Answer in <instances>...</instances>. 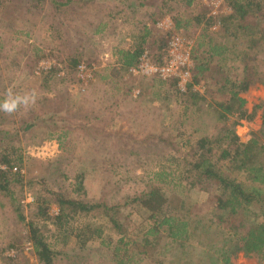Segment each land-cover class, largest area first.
<instances>
[{
	"label": "rangeland",
	"instance_id": "rangeland-1",
	"mask_svg": "<svg viewBox=\"0 0 264 264\" xmlns=\"http://www.w3.org/2000/svg\"><path fill=\"white\" fill-rule=\"evenodd\" d=\"M124 1L0 0V95L6 99L9 89L14 95L21 96L33 89L38 93L35 105H21L11 114L0 111V129L11 128L15 131L32 114L45 117L53 111L71 122L100 117L95 123L107 129L94 136L81 130L73 131L67 138L72 144L70 151L62 148L64 138L59 137L60 132L49 135L44 127L38 132H21L13 138L18 151L12 157L19 155L21 158V161H13V171L22 175V181L13 182L11 189L15 191V201L20 203L27 219L20 221L11 196L0 193V264H40L29 241L27 225L28 219L35 218V199L40 194L47 197L51 215L48 220L39 217V222L46 224L42 229L56 249L67 253L60 264H115L111 255L120 233L105 221V208H97L90 216L83 213L60 226L55 217L59 214V205L53 200L52 193L44 191L45 185L53 190L66 187L72 190L76 187V176L80 174L84 178V189L80 194L72 191V195H80L92 203L117 204L128 195L137 197L151 184H160L155 172L160 171L165 164L170 165L166 156L174 148L155 141L150 135H177L178 142L183 145L190 139L188 136L193 126L191 115L196 112L189 109L185 113V101L181 102L179 98L178 101L174 95H168L172 89L182 91L177 77L163 79L131 73L129 70L127 74L115 75L112 68L121 64L120 49L140 43L144 23H147L151 33L144 45L153 54L158 55V50H153L152 45H158L163 38L169 40L168 45L176 35L193 43V75L201 35V29L195 24L193 16L197 12H206L207 16L216 17L219 13L230 11L229 3L227 0H194L188 6L186 0H144L147 5L167 3L162 8L163 16L157 17L154 22L149 14L152 10H133L128 4L134 0ZM56 2L63 4L58 5ZM178 13L184 22L191 19L189 27L174 28V17ZM214 26L211 28H217ZM37 48L41 51L36 52ZM78 55L89 69L93 67L90 69L91 77H83L78 70L67 69L68 61L64 63L67 58ZM54 66L62 70L46 80L41 71ZM160 79L169 82L174 79L177 83L174 87L170 83L164 85ZM194 86L203 93L206 91L204 80ZM241 96L247 98V107L251 109L264 101V85L257 84ZM0 101L4 102L1 98ZM231 103L236 106L239 101L234 99ZM201 114L196 116V125L208 124L212 132L218 131L220 124L214 121V114L207 111ZM260 122L259 117L253 122L243 121L237 127L238 133L247 139L251 131L259 128ZM176 124L186 131L184 135L172 130ZM116 131H119L120 136L115 134ZM107 132L111 136L105 135ZM145 138L148 140L144 143ZM64 141L68 143V140ZM110 142H114L112 147H109ZM55 161L60 162V169H56L54 174V165L51 163ZM61 172H65L69 178L65 179ZM177 191L186 201L197 203L204 210L208 208L203 205L207 193L199 191L197 186L191 190L177 186ZM140 209L137 204H128L118 213V218L135 237L147 227L144 221L146 213ZM94 213L95 216H92ZM86 220L102 224L103 231L100 236L96 234L82 245L76 231L79 223ZM195 245L188 246L187 252L199 253L197 246L193 249ZM159 250V259L171 264H184L190 257L182 258L176 244H167ZM19 252L29 262L20 256L16 258ZM234 263L264 264V251L250 254L241 251L234 257ZM136 264L156 263L151 256H145Z\"/></svg>",
	"mask_w": 264,
	"mask_h": 264
},
{
	"label": "trees",
	"instance_id": "trees-1",
	"mask_svg": "<svg viewBox=\"0 0 264 264\" xmlns=\"http://www.w3.org/2000/svg\"><path fill=\"white\" fill-rule=\"evenodd\" d=\"M227 1L230 11L219 13L216 17L207 16L206 12L194 14L201 35L198 52L195 53L193 81L187 90L172 89L168 94L174 95L177 100L181 99V102L185 101V113L189 109L196 112L191 115L193 126L188 136L190 139L183 145L178 142L179 136L176 134L175 137L155 133L149 136L168 148H174L166 156L170 165L165 164L160 171L155 172L160 184H151L137 197L128 195L113 205L92 203L80 195H72V191L80 194L84 189V178L80 174L76 176V187L72 190L68 187L53 190L45 185L44 191L52 193L53 200L59 205V214L55 217L60 226L69 223L73 217L83 213L90 216L97 208H105V221L120 233L111 255L115 264H136L145 256H151L156 264H171L159 259L160 247L167 244H176L182 258L190 256L184 264H235L234 257L241 251L246 254L264 251V101L249 109L247 98L241 96L257 84L264 85V0ZM124 2L127 3V0ZM193 2L186 0L188 6ZM166 4L147 5L144 0H134L128 6L133 7V10H152L149 14L155 22L157 17L163 16L162 8ZM174 18L176 30L191 24V19L184 22L179 13ZM214 24L217 27L215 29L211 28ZM148 25L144 23V32L137 46L119 50L121 64L113 66L115 75L127 74L129 68L139 61L146 49V37L151 33ZM160 41L158 45H152L153 50H158V55L152 53L156 60L162 59L169 42L164 38ZM40 51L37 48L36 52ZM81 61L78 55L68 57L64 63L67 62V69L78 70L77 67L83 63ZM59 70L62 68L54 66L41 72L49 80ZM201 80H204L207 95L194 86ZM173 81L160 79L161 84L170 83L174 87L177 82ZM0 98L5 100L3 95ZM234 99L239 101L236 106L231 103ZM203 111L214 114V121L220 124L218 131L212 132L208 124L196 125V116L202 115ZM36 114L23 120L15 131L11 128L0 129V193L6 197L11 196L20 221L27 218L20 203L15 201V191L11 189L13 182L22 181V175L13 171V161H21L19 155L12 157L18 151L13 138L21 132H38L44 127L49 135L60 132L59 137L68 140L67 144L63 140L62 148L70 151L72 144L67 138L73 131L81 130L89 136L107 131L105 126L100 127L95 123L100 117L71 122L58 116L57 111L45 117ZM258 117L261 120L259 128L251 131L250 136L244 139L237 127L243 121L253 122ZM173 127L171 129L178 131L179 135L186 133L178 124ZM110 134L107 132L105 135ZM115 134L120 136L119 131ZM148 138L144 139V143ZM113 145L114 142H110L109 147ZM59 163H51L54 165V174L56 169H60ZM1 164H6L7 168H2ZM60 174L65 179L69 178L65 172ZM177 186H184L186 190L197 186L199 191L207 193L203 205L208 208L204 210L199 207L201 205L186 201L184 196L178 195ZM35 204V218L27 220L29 241L33 245L34 254L40 264H60L67 253L52 245L42 229L46 224L39 222V217H43L41 220L51 218L47 197L40 194ZM128 204H137L146 213L144 221L147 227L136 237L118 218V213ZM101 227L102 224L93 220L80 222L76 231L78 241L85 245L92 236H100L103 231ZM193 244H196L193 249L197 246L199 253L187 252L186 248ZM18 256L29 262L22 252L16 258ZM16 258L8 259L13 261Z\"/></svg>",
	"mask_w": 264,
	"mask_h": 264
},
{
	"label": "built area",
	"instance_id": "built-area-1",
	"mask_svg": "<svg viewBox=\"0 0 264 264\" xmlns=\"http://www.w3.org/2000/svg\"><path fill=\"white\" fill-rule=\"evenodd\" d=\"M192 48V42L190 43L179 35H176L171 39L161 61H157L153 58L152 53L148 49H145L144 53L139 57V61L131 66L129 71L131 73L142 74L143 76H157L163 79L177 77L182 91H185L192 82ZM90 69L85 63L80 64L78 67V71L83 77L92 76ZM1 167L7 168L5 165ZM14 168L16 169L17 167Z\"/></svg>",
	"mask_w": 264,
	"mask_h": 264
},
{
	"label": "clouds",
	"instance_id": "clouds-1",
	"mask_svg": "<svg viewBox=\"0 0 264 264\" xmlns=\"http://www.w3.org/2000/svg\"><path fill=\"white\" fill-rule=\"evenodd\" d=\"M38 99V93L35 89L31 90L24 95H14L12 90H8V97L3 103H0V111L5 113H15L21 105L28 107L35 105Z\"/></svg>",
	"mask_w": 264,
	"mask_h": 264
}]
</instances>
